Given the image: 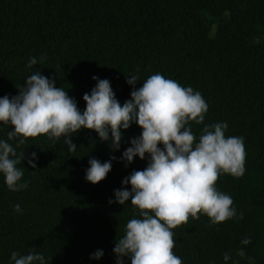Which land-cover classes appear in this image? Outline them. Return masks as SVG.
I'll use <instances>...</instances> for the list:
<instances>
[{
  "label": "trees",
  "instance_id": "1",
  "mask_svg": "<svg viewBox=\"0 0 264 264\" xmlns=\"http://www.w3.org/2000/svg\"><path fill=\"white\" fill-rule=\"evenodd\" d=\"M31 58L37 64L29 68ZM36 71L65 88L81 112L83 95L97 83L93 76L110 82L121 105L130 99L132 75L139 78L135 88L160 73L198 91L208 104L204 124L226 122V137H243L245 172L222 173L216 182L233 199L236 217L213 225L204 214L190 216L172 229L174 254L182 264H249L247 257L264 264V0H0V97L17 95ZM204 124L191 122L194 135ZM11 130L0 122V139ZM121 132L117 151L111 139L83 128L70 137L75 152L63 137L46 135L16 149L25 152L17 167L28 187L11 191L0 174V264H14L13 251L33 249L46 264H116V239L139 215L130 200L117 204L114 191L130 190L123 179L148 163L146 154L125 166L120 157L141 129L133 123ZM33 152L36 169L27 163ZM112 156L104 180H85L90 158L103 163ZM244 238L251 243L242 245ZM241 248L245 258L237 255ZM96 250L103 256L90 259Z\"/></svg>",
  "mask_w": 264,
  "mask_h": 264
},
{
  "label": "clouds",
  "instance_id": "2",
  "mask_svg": "<svg viewBox=\"0 0 264 264\" xmlns=\"http://www.w3.org/2000/svg\"><path fill=\"white\" fill-rule=\"evenodd\" d=\"M36 64L37 59L31 58L28 67ZM92 79L97 83L82 97L86 105L83 112L65 88L56 87L54 79L40 71L24 80L17 95L0 97V122L12 127L7 140L0 139V174L11 191L28 187L27 182L19 183L24 168L17 167L25 159V152L16 151L28 138L63 137L68 151L75 152L77 146L70 137L83 128L95 131L101 141L111 139L110 148L117 151L121 130L134 123L141 132L130 140L120 160L127 166L135 157L144 160L147 154L148 163L123 179L122 185H130V190L122 187L114 191L117 204L125 205L130 200L139 215L126 223L125 234L116 239V264H124V257L130 259V264H182L173 251L176 241L172 229L187 224L190 216L198 220V214L206 215L213 225L236 217L233 199L219 191L216 182L222 173L236 178L244 175V139L226 137V122L204 124L208 104L202 95L160 73L148 77L139 88L134 87L139 78L130 76L127 83L133 90L123 105L107 79ZM191 122L204 124L199 137L194 135ZM13 140L17 141L15 147L9 143ZM37 159L35 152L28 157L32 169H36ZM115 159L112 156L101 163L90 158L85 180L93 185L104 180ZM14 211H21L19 204ZM237 218L243 219V213ZM250 243V238L241 240L242 245ZM237 255L246 256L242 248ZM102 256L103 251L96 250L90 259ZM10 258L14 264H46L44 255L35 249L24 255L13 251ZM230 259L225 253L223 260ZM247 259L253 264L252 257Z\"/></svg>",
  "mask_w": 264,
  "mask_h": 264
}]
</instances>
